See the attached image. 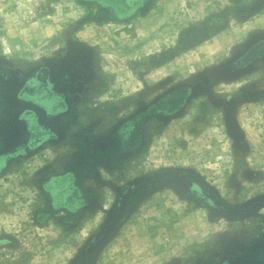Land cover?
<instances>
[{"label":"rangeland","instance_id":"1","mask_svg":"<svg viewBox=\"0 0 264 264\" xmlns=\"http://www.w3.org/2000/svg\"><path fill=\"white\" fill-rule=\"evenodd\" d=\"M106 1L0 0V264H258L264 0ZM42 69L68 113L29 148L19 91Z\"/></svg>","mask_w":264,"mask_h":264},{"label":"flooded vegetation","instance_id":"2","mask_svg":"<svg viewBox=\"0 0 264 264\" xmlns=\"http://www.w3.org/2000/svg\"><path fill=\"white\" fill-rule=\"evenodd\" d=\"M127 1L129 0H124V3H121L119 0H107L106 4L113 12L121 15L132 11V8L124 6ZM65 89L66 81L64 78L54 79L48 69L32 72L25 77L19 91V97L27 102L23 109V114L24 117L27 116L29 118L27 122L29 148L34 147L43 140L55 137L51 127H56L57 124H60L63 119L62 116H66L68 113V95ZM179 92L177 91L162 99L156 107L150 109L147 113L156 111L163 114L168 112V110L177 108L184 99V95H180ZM62 113L64 115H59ZM146 118L147 115L144 114L142 117L134 119L130 124L124 125L119 133L115 134L114 138L118 139L120 149L127 152L136 149L137 144L143 138ZM254 259L258 264H264V245L257 250Z\"/></svg>","mask_w":264,"mask_h":264}]
</instances>
